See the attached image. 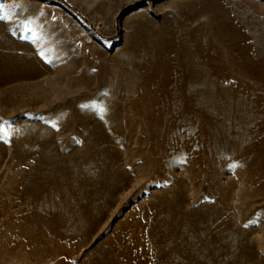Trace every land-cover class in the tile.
<instances>
[{
    "label": "rangeland",
    "instance_id": "1",
    "mask_svg": "<svg viewBox=\"0 0 264 264\" xmlns=\"http://www.w3.org/2000/svg\"><path fill=\"white\" fill-rule=\"evenodd\" d=\"M0 264H264V0H0Z\"/></svg>",
    "mask_w": 264,
    "mask_h": 264
}]
</instances>
